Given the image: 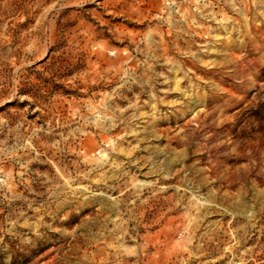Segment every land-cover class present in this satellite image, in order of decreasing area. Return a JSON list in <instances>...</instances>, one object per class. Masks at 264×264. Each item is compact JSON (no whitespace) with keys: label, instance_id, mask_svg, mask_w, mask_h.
Listing matches in <instances>:
<instances>
[{"label":"rangeland","instance_id":"374dc122","mask_svg":"<svg viewBox=\"0 0 264 264\" xmlns=\"http://www.w3.org/2000/svg\"><path fill=\"white\" fill-rule=\"evenodd\" d=\"M0 264H264V0H0Z\"/></svg>","mask_w":264,"mask_h":264}]
</instances>
